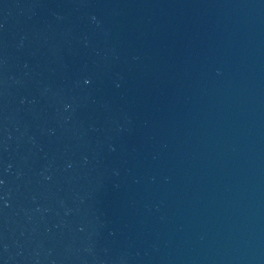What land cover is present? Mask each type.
Masks as SVG:
<instances>
[{
    "label": "water",
    "instance_id": "1",
    "mask_svg": "<svg viewBox=\"0 0 264 264\" xmlns=\"http://www.w3.org/2000/svg\"><path fill=\"white\" fill-rule=\"evenodd\" d=\"M0 264H264V0H0Z\"/></svg>",
    "mask_w": 264,
    "mask_h": 264
}]
</instances>
